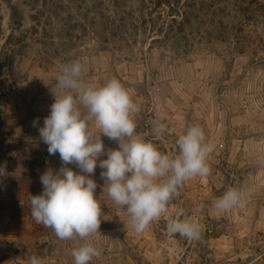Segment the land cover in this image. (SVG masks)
<instances>
[{"label": "rangeland", "instance_id": "1", "mask_svg": "<svg viewBox=\"0 0 264 264\" xmlns=\"http://www.w3.org/2000/svg\"><path fill=\"white\" fill-rule=\"evenodd\" d=\"M11 1L22 17L0 0V264L32 256L74 264L71 251L85 242L58 239L30 205L40 176L62 166L38 127L59 94L61 66L77 60L85 83L124 85L139 108L137 132L162 153L176 154L193 124L215 145L211 174L187 182L142 233L109 198L97 166L101 224L88 241L101 255L89 264H264V0ZM153 121L166 124L162 135ZM101 139L106 159L118 144ZM228 188L252 192L244 207L217 215L212 202ZM169 218L195 220L200 238L170 234Z\"/></svg>", "mask_w": 264, "mask_h": 264}, {"label": "clouds", "instance_id": "2", "mask_svg": "<svg viewBox=\"0 0 264 264\" xmlns=\"http://www.w3.org/2000/svg\"><path fill=\"white\" fill-rule=\"evenodd\" d=\"M82 70L78 60L61 66L56 77L60 91L54 92L50 113L42 127H38L39 118L32 124L48 145L49 155L59 154L62 166L56 171L48 168L40 176L43 191L31 196V215L60 240L85 241L71 251L74 264H89L101 255L88 241L99 233L101 224V205L95 197L98 185L91 178L97 166L102 169L100 175L109 198L126 212L133 230L142 233L168 212V205L187 182L211 174L208 158L215 148L206 140L204 129L193 124L176 140V154L162 153L137 132L139 108L124 85L117 78L102 85L85 83ZM166 127L153 121L157 136ZM102 135L118 144L116 149H107L106 159H100L106 151ZM5 175V167H0V176ZM251 192L228 188L213 200V209L220 215L242 208ZM167 231L190 240L201 235L200 225L189 219L169 218ZM29 264H41V260L32 256Z\"/></svg>", "mask_w": 264, "mask_h": 264}, {"label": "trees", "instance_id": "3", "mask_svg": "<svg viewBox=\"0 0 264 264\" xmlns=\"http://www.w3.org/2000/svg\"><path fill=\"white\" fill-rule=\"evenodd\" d=\"M3 1H5L6 3H7V5L10 7V9H11V11H12V18L14 19V20H19V19H21V17H22V13H21V11L12 3V1L11 0H3ZM17 12V14H18V18L17 17H15V14H14V12Z\"/></svg>", "mask_w": 264, "mask_h": 264}, {"label": "water", "instance_id": "4", "mask_svg": "<svg viewBox=\"0 0 264 264\" xmlns=\"http://www.w3.org/2000/svg\"><path fill=\"white\" fill-rule=\"evenodd\" d=\"M14 14H15V17H17V18L19 17L16 11L14 12Z\"/></svg>", "mask_w": 264, "mask_h": 264}]
</instances>
